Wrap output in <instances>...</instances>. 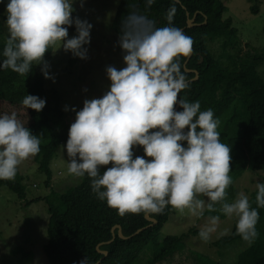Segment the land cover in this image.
Masks as SVG:
<instances>
[{
  "label": "clouds",
  "instance_id": "obj_1",
  "mask_svg": "<svg viewBox=\"0 0 264 264\" xmlns=\"http://www.w3.org/2000/svg\"><path fill=\"white\" fill-rule=\"evenodd\" d=\"M76 2L6 0L0 70L26 77L39 65L42 77L52 79L43 57L54 45L85 60L92 25L73 15ZM153 2L144 0L145 8ZM174 11L170 6L161 27L136 11L120 21L116 45L123 67L106 65L107 90L84 99L79 110L64 109L74 112L67 139L59 147L67 173L86 177L95 198L120 215L161 214L171 207L200 218L205 210L217 211L219 204L220 213L236 218V234L250 244L257 235V208L264 207V182L255 183L256 207L243 193L227 202L230 148L219 139L218 121L212 109L201 111L198 101L178 96L188 87L180 58L189 55L191 39L171 25ZM69 27L74 29L71 37ZM20 104L24 112L38 113L45 100L24 94ZM39 145V135L32 134L15 111L0 112V180H13L17 165L34 156ZM137 146L143 156H134ZM205 219L197 233L202 242L217 231L220 218Z\"/></svg>",
  "mask_w": 264,
  "mask_h": 264
},
{
  "label": "trees",
  "instance_id": "obj_2",
  "mask_svg": "<svg viewBox=\"0 0 264 264\" xmlns=\"http://www.w3.org/2000/svg\"><path fill=\"white\" fill-rule=\"evenodd\" d=\"M178 1L179 3L174 0H154L146 9L144 0H117L110 30L118 37L120 21L132 11L144 14L156 27L164 26L167 23L166 11L170 6L174 7L171 25L183 29L182 32L191 39L192 49V55L186 63L187 56L180 58L188 87L181 90L178 96L189 102L198 101L201 111L212 109L214 118L218 121L219 139L230 148L229 175L232 183L225 191L227 202H232L236 196L234 181L244 172L263 173L261 182H264V80L256 69L258 57L233 53L239 50L240 40L237 29L232 27L231 18H222L227 12L222 0ZM251 12L256 13L255 7H251ZM186 13L189 18L195 15L196 26L186 28ZM5 15L4 12L0 13V49L7 35ZM214 41H218L221 48L216 59L206 48V43ZM49 51L44 54L45 61L50 56L52 47ZM185 69L190 72H185ZM194 72L196 79L192 81ZM24 94L43 98V109L38 113L31 109L24 112L20 104ZM60 101L61 96L57 90L44 89L39 65L34 66L26 77L7 68L0 70V112L15 111L17 119L32 134L39 135V151L32 156V160L37 165L38 172L46 177V185L51 178V159L58 146L65 143L68 127L72 122L61 109ZM70 114L73 115V112ZM135 153L143 156L139 146L135 147ZM108 166L110 165L103 167ZM0 186L7 187L19 198L25 197L17 174L11 181L0 180ZM255 192L256 190L251 192L248 198L251 207H256ZM43 201L48 213L47 241L42 247L47 264H81V261L83 264H134L146 248L153 250L149 263L156 262L171 253L188 234L198 233L190 229L187 235L185 233L160 238V230L173 208L165 207L161 214H147L156 221L153 226H148L150 223L145 219V214L120 215L116 209L96 199L86 177L79 179L76 186L61 195L55 198L52 195ZM216 208L215 212L205 210L203 217L218 215L223 219L225 216L219 212V204ZM257 212V235L252 243L242 241L236 234L235 226L228 235L212 242L216 247L231 242L246 245L237 254L234 264H264V207L257 208ZM115 225L120 226L123 236L129 238L120 239L115 230L113 241L104 244L111 239V229ZM141 228L143 230L140 233L133 235ZM97 245H100L99 250L106 251L105 257L98 253Z\"/></svg>",
  "mask_w": 264,
  "mask_h": 264
},
{
  "label": "rangeland",
  "instance_id": "obj_3",
  "mask_svg": "<svg viewBox=\"0 0 264 264\" xmlns=\"http://www.w3.org/2000/svg\"><path fill=\"white\" fill-rule=\"evenodd\" d=\"M5 3L6 0H0V13L4 12ZM222 3L227 9L222 18H231L232 27L237 29L240 40L239 50L233 53L257 56L256 69L264 80V0H222ZM116 6L117 0H82V6L80 0H77L72 5L75 10L73 15L92 25L87 58H74L54 45L46 60L52 79L42 77L44 89L59 92L61 109L67 107L79 110L84 99L102 95L108 85L105 66L123 67L121 52L116 45L118 37L110 30ZM251 7H255L256 13L251 12ZM68 35H74L72 27L68 28ZM206 48L214 59L220 54L218 41L206 43ZM65 112L66 117L73 121L74 112L73 115L70 114L71 110ZM63 144L58 146L51 159V178L47 185L46 177L38 172L31 156L17 165L16 174L24 188V199L7 187L0 186V264H47L42 251L47 241L48 220L47 206L43 199L52 195L55 198L79 183V179L67 173L66 157L59 148ZM262 176L263 173L244 172L234 181L235 199L239 193L249 198L250 193L256 190L255 183L261 182ZM205 218L194 217L187 209L178 211L173 208L160 230V238L187 235L190 229L199 231L206 223ZM235 223L234 216L219 219L217 231L208 242H202L197 235L188 234L171 253L156 262L149 263L153 250L146 248L134 264H234L237 254L246 245L231 242L216 247L212 242L228 235ZM221 232L224 234L220 235Z\"/></svg>",
  "mask_w": 264,
  "mask_h": 264
},
{
  "label": "water",
  "instance_id": "obj_4",
  "mask_svg": "<svg viewBox=\"0 0 264 264\" xmlns=\"http://www.w3.org/2000/svg\"><path fill=\"white\" fill-rule=\"evenodd\" d=\"M174 1H175L176 3H179L178 0H174ZM186 16H187V20H186V28H192V27H194V26L197 25V24L194 23L195 15H193L192 18H189V17H188V13H186ZM181 31H183V29H181ZM191 55H192V49H191L189 55L187 56L185 63L188 61V59L190 58ZM185 63H184V65H185ZM185 72H190V71L187 70V69H185ZM194 74H195V76H194V78L192 79V81L196 79V72H194ZM176 110H177V108H176ZM144 217H145V219L150 223L148 226H153V224L156 223L155 219H154V218H150L147 214H145ZM115 230H116V234H117V236H118L120 239H128V238H129V237H125V236H123V234L121 233V228H120V226L115 225V226H113V228L111 229V236H112L111 239H110L109 241L105 242L104 244H109V243H111V242L113 241V239H114V237H115V236H114V231H115ZM142 230H143L142 228L139 229V230H137L133 235H136V234L140 233ZM101 244H102V243H101ZM101 244H100V245H101ZM100 245H97L96 249H97L98 253H100L101 255H103V256L105 257V256L107 255V253H106V251H101V250H99V246H100ZM98 263H99V262H97L96 264H98Z\"/></svg>",
  "mask_w": 264,
  "mask_h": 264
}]
</instances>
